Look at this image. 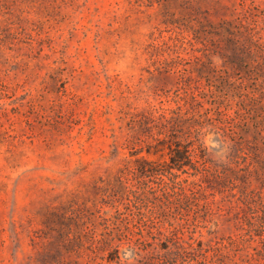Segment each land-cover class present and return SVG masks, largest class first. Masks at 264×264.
Wrapping results in <instances>:
<instances>
[{"label": "rangeland", "instance_id": "374dc122", "mask_svg": "<svg viewBox=\"0 0 264 264\" xmlns=\"http://www.w3.org/2000/svg\"><path fill=\"white\" fill-rule=\"evenodd\" d=\"M255 1L264 9V0ZM238 2L4 0L0 264H117L107 262L103 249L109 234L117 233L116 225L105 229L101 220L104 212L111 217L117 206H110L115 198L105 190L106 183L125 170L136 185L130 173L136 158L168 161L167 150L132 156L139 146L125 143L130 115L174 108L181 73L223 95L215 91L219 83L200 72L206 59L192 30L203 16L212 22L229 19ZM236 101L232 93L227 95L230 114ZM219 139L215 131L204 138L214 159L224 157ZM149 180L153 178L133 188L140 197L149 196L148 187L155 186ZM129 199L135 212L137 201ZM235 199L221 202L217 195L209 209L203 202L192 207L181 217L179 237L217 248L208 258H220L223 264H264V241L236 230V211L230 208ZM154 210L153 223L129 216L127 230L125 223L120 225L128 244L119 247V264H159L155 258L164 242L156 230L164 231L167 224L160 223L162 209ZM165 216L176 213L166 210ZM58 244L65 245L58 249Z\"/></svg>", "mask_w": 264, "mask_h": 264}, {"label": "trees", "instance_id": "16d2710c", "mask_svg": "<svg viewBox=\"0 0 264 264\" xmlns=\"http://www.w3.org/2000/svg\"><path fill=\"white\" fill-rule=\"evenodd\" d=\"M3 9L4 0H0V13ZM192 31L206 59L200 72L214 78L219 83L215 91L223 95H214L212 86L205 90L197 79L181 73L178 91L182 92L175 93L174 108L130 115L125 143L139 146L132 156L167 150L168 161L136 158L130 172L136 185L126 178L125 170L106 183L105 190L115 198L110 206L114 202L122 206H116L111 217L106 212L101 217L105 229L112 223L117 230L103 242L107 262L119 264V247L128 244L120 225L125 223L127 230L132 222L129 216L153 223L157 206L165 217L160 223L167 224L164 231L156 230L164 242L163 252L155 258L159 264H223L220 258H208L217 248L186 243L179 237L184 226L181 217L200 202L209 209L217 195L221 202L236 197L235 206L230 207L236 211V230L264 241V9L255 0H239L229 19L212 22L203 16ZM213 59L221 60V65ZM229 93L237 99L231 114L232 108L225 103ZM210 131L221 137L217 141L224 149L223 159H214L204 144ZM146 178H153L148 182L155 186L148 187L149 196L140 197L133 188L147 184ZM131 196L137 201L132 205L135 212L130 209ZM166 210L174 211L176 217L168 219ZM228 242L234 244L231 238Z\"/></svg>", "mask_w": 264, "mask_h": 264}]
</instances>
